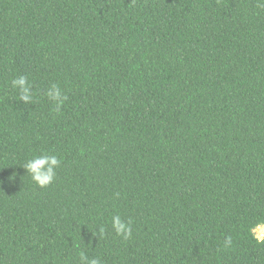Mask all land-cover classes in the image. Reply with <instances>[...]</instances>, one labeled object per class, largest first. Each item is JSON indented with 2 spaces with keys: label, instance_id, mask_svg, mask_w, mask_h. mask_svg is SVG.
I'll list each match as a JSON object with an SVG mask.
<instances>
[{
  "label": "trees",
  "instance_id": "trees-1",
  "mask_svg": "<svg viewBox=\"0 0 264 264\" xmlns=\"http://www.w3.org/2000/svg\"><path fill=\"white\" fill-rule=\"evenodd\" d=\"M257 2L0 0V264H264Z\"/></svg>",
  "mask_w": 264,
  "mask_h": 264
},
{
  "label": "clouds",
  "instance_id": "clouds-1",
  "mask_svg": "<svg viewBox=\"0 0 264 264\" xmlns=\"http://www.w3.org/2000/svg\"><path fill=\"white\" fill-rule=\"evenodd\" d=\"M257 7L264 9V0H258ZM26 77L21 75L11 81L12 87L17 88L20 95L19 98L25 102H31L33 99L32 91L30 90L31 84L28 82L26 85ZM19 86V87H17ZM45 95L49 100L55 102L56 111H59L64 101L68 99L61 88L53 83L51 84L45 92ZM60 160L55 155H40L33 157L28 160L22 167L27 170L31 175L32 180L39 187H46L55 178L56 168L59 166ZM117 195H119L117 193ZM112 227L115 230L117 236H122L125 240L130 238L132 233L131 221H122L119 215L112 217ZM101 234L104 232V228H100ZM254 238L259 242H264V224H258L253 229ZM227 243L230 245L231 240L229 239ZM80 260L82 262L86 261V264H101V261L98 258L89 259L85 253H80Z\"/></svg>",
  "mask_w": 264,
  "mask_h": 264
}]
</instances>
